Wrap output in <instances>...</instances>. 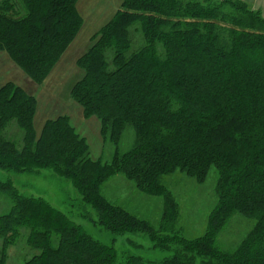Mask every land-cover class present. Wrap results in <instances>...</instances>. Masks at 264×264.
<instances>
[{
    "label": "trees",
    "instance_id": "trees-1",
    "mask_svg": "<svg viewBox=\"0 0 264 264\" xmlns=\"http://www.w3.org/2000/svg\"><path fill=\"white\" fill-rule=\"evenodd\" d=\"M77 0H0V51L42 82L82 26ZM71 88L86 116L100 121L110 160L92 158L67 116L34 129L36 98L0 86V264L26 230L33 255L23 264H264V17L241 0H122L78 58ZM11 123L19 131L7 132ZM133 143L121 150L124 131ZM51 172L70 183L82 219L111 234L92 235L11 175ZM216 174L215 203L201 231L185 235L175 181ZM123 177L163 203L151 223L108 199L104 184ZM175 183V184H174ZM173 187V188H172ZM237 216L253 226L237 243L220 232ZM94 223V224H93ZM146 239L148 258L119 251L116 238Z\"/></svg>",
    "mask_w": 264,
    "mask_h": 264
},
{
    "label": "rangeland",
    "instance_id": "rangeland-1",
    "mask_svg": "<svg viewBox=\"0 0 264 264\" xmlns=\"http://www.w3.org/2000/svg\"><path fill=\"white\" fill-rule=\"evenodd\" d=\"M122 0H77L76 9L82 18V26L69 43L54 67L42 82H35L10 58L8 53L0 51V86L12 82L22 87L36 98L34 114V129L40 133L48 119L67 116L69 123L82 135L88 145L92 158L100 157L110 160L113 154L112 143L104 142L100 133V121L95 115L86 116L82 108L73 100L71 88L82 77V70L77 65L78 58L89 48L92 35L99 30L114 15ZM18 127L11 123L7 132H18ZM133 143L131 129L124 131L121 138V150H128ZM13 181L25 192H33L44 197L49 203L67 213L76 223L85 227L92 235L108 241L111 234L100 226H94L81 218L77 206L71 207L70 201L74 192L70 183L57 178L51 172L41 174L11 175ZM216 174L211 172L201 184L178 179L173 185L174 193L179 204L180 218L184 234L194 235L201 231L205 218L215 203ZM174 183V184H175ZM105 195L108 199L120 203L141 218L157 223L161 217L162 200L158 196H149L138 191L134 185L123 177L104 184ZM11 203L7 197L0 195V214L8 212ZM253 221L242 216L234 217L226 228L219 234L221 243H237L251 230ZM133 241L140 244V248L132 249L126 241V236L116 238L115 245L119 251L129 249L133 253L148 258H160L165 252L154 250L146 239L133 236ZM1 249V242H0ZM1 252V250H0ZM8 264H23L33 255L27 243L26 230L20 232L16 242L6 248Z\"/></svg>",
    "mask_w": 264,
    "mask_h": 264
},
{
    "label": "crops",
    "instance_id": "crops-1",
    "mask_svg": "<svg viewBox=\"0 0 264 264\" xmlns=\"http://www.w3.org/2000/svg\"><path fill=\"white\" fill-rule=\"evenodd\" d=\"M264 17V0H241ZM98 31V30H97Z\"/></svg>",
    "mask_w": 264,
    "mask_h": 264
}]
</instances>
